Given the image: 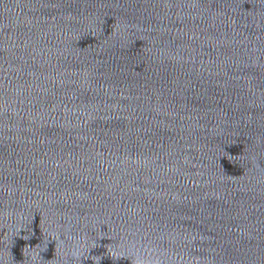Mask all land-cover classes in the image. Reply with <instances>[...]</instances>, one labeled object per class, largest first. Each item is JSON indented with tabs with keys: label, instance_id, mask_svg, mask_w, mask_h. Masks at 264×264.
Wrapping results in <instances>:
<instances>
[{
	"label": "water",
	"instance_id": "95a60500",
	"mask_svg": "<svg viewBox=\"0 0 264 264\" xmlns=\"http://www.w3.org/2000/svg\"><path fill=\"white\" fill-rule=\"evenodd\" d=\"M0 264H264V0H0Z\"/></svg>",
	"mask_w": 264,
	"mask_h": 264
}]
</instances>
